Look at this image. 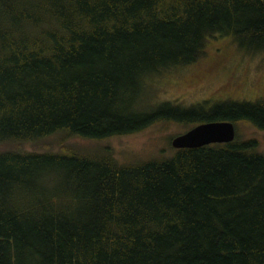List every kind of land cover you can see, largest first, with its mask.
I'll use <instances>...</instances> for the list:
<instances>
[{
	"label": "trees",
	"instance_id": "16d2710c",
	"mask_svg": "<svg viewBox=\"0 0 264 264\" xmlns=\"http://www.w3.org/2000/svg\"><path fill=\"white\" fill-rule=\"evenodd\" d=\"M216 37L264 52V0H0V264H264V154L238 132L264 131V100H149ZM221 121L230 144L127 163L103 144Z\"/></svg>",
	"mask_w": 264,
	"mask_h": 264
},
{
	"label": "rangeland",
	"instance_id": "374dc122",
	"mask_svg": "<svg viewBox=\"0 0 264 264\" xmlns=\"http://www.w3.org/2000/svg\"><path fill=\"white\" fill-rule=\"evenodd\" d=\"M149 95L150 102L155 105L168 103L184 110L202 109L203 113L226 102L263 101L264 52H243L227 37L209 39L204 55L197 62L154 76L150 81ZM191 127L173 122L157 123L136 134L116 137L103 144L112 148L120 163H127L134 156L142 159L169 156L173 153L171 140ZM238 132L242 137H254L259 142L258 150L264 154V131L242 123ZM77 143L96 147L88 141L79 140Z\"/></svg>",
	"mask_w": 264,
	"mask_h": 264
},
{
	"label": "water",
	"instance_id": "95a60500",
	"mask_svg": "<svg viewBox=\"0 0 264 264\" xmlns=\"http://www.w3.org/2000/svg\"><path fill=\"white\" fill-rule=\"evenodd\" d=\"M235 137V127L231 122H208L174 137L170 145L174 150L198 149L209 145L230 144Z\"/></svg>",
	"mask_w": 264,
	"mask_h": 264
}]
</instances>
